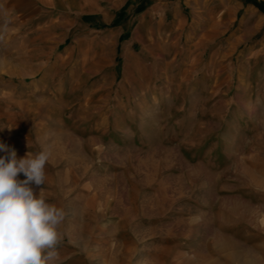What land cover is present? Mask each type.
<instances>
[{
    "label": "rangeland",
    "instance_id": "374dc122",
    "mask_svg": "<svg viewBox=\"0 0 264 264\" xmlns=\"http://www.w3.org/2000/svg\"><path fill=\"white\" fill-rule=\"evenodd\" d=\"M150 10L143 43L135 16L129 42L76 24L65 43L0 0V140L50 152L58 264H264V14Z\"/></svg>",
    "mask_w": 264,
    "mask_h": 264
},
{
    "label": "clouds",
    "instance_id": "9594fccd",
    "mask_svg": "<svg viewBox=\"0 0 264 264\" xmlns=\"http://www.w3.org/2000/svg\"><path fill=\"white\" fill-rule=\"evenodd\" d=\"M0 153V264H58L63 213L35 191L45 183L49 150L18 157L0 140Z\"/></svg>",
    "mask_w": 264,
    "mask_h": 264
},
{
    "label": "crops",
    "instance_id": "0c3cea01",
    "mask_svg": "<svg viewBox=\"0 0 264 264\" xmlns=\"http://www.w3.org/2000/svg\"><path fill=\"white\" fill-rule=\"evenodd\" d=\"M11 5L12 10L17 12L26 13L38 8V18L46 20L49 18L51 24L45 22L47 26L58 27L61 24V28L65 30V43H69L72 39L71 30L76 24L83 25L89 31L105 33L107 31L117 33L120 43L126 41L129 42L132 38V31L125 30V26L130 19L135 16L133 21L134 30V42L138 41L143 43L142 40H138V29L145 23V19L148 14L152 13L150 7L156 0H7ZM246 4L248 3L242 0ZM262 1V0H260ZM140 4H146V8L135 13V9ZM255 6V5H253ZM256 7V6H255ZM262 12L258 7H256ZM263 13V12H262ZM264 14V13H263ZM51 16V17H50ZM59 21V24H58ZM113 23H116L113 25ZM53 25V26H51ZM113 30V31H112ZM120 65V58H118Z\"/></svg>",
    "mask_w": 264,
    "mask_h": 264
},
{
    "label": "trees",
    "instance_id": "16d2710c",
    "mask_svg": "<svg viewBox=\"0 0 264 264\" xmlns=\"http://www.w3.org/2000/svg\"><path fill=\"white\" fill-rule=\"evenodd\" d=\"M248 3H252L253 5H255L256 7H258L263 13H264V1H260V0H244ZM146 8V4H140L136 9H135V13H139L141 11H143ZM116 23H113V25H115Z\"/></svg>",
    "mask_w": 264,
    "mask_h": 264
}]
</instances>
